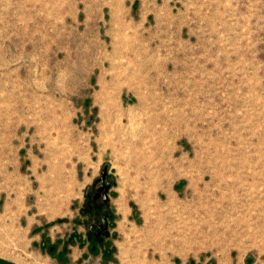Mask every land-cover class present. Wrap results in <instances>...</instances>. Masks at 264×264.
<instances>
[{"label":"rangeland","instance_id":"rangeland-1","mask_svg":"<svg viewBox=\"0 0 264 264\" xmlns=\"http://www.w3.org/2000/svg\"><path fill=\"white\" fill-rule=\"evenodd\" d=\"M9 217L0 264H264V0H0Z\"/></svg>","mask_w":264,"mask_h":264},{"label":"bare ground","instance_id":"bare-ground-1","mask_svg":"<svg viewBox=\"0 0 264 264\" xmlns=\"http://www.w3.org/2000/svg\"><path fill=\"white\" fill-rule=\"evenodd\" d=\"M4 217V216H3ZM6 218V217H5ZM10 221L6 222V221H1L2 223H0V226L3 228V231L5 230V232L7 231L8 234H12L14 236L20 237L21 233L20 231L16 228L15 224H14V219L12 217H9ZM8 219V218H7ZM2 230V229H1ZM6 233V234H7Z\"/></svg>","mask_w":264,"mask_h":264},{"label":"water","instance_id":"water-1","mask_svg":"<svg viewBox=\"0 0 264 264\" xmlns=\"http://www.w3.org/2000/svg\"><path fill=\"white\" fill-rule=\"evenodd\" d=\"M105 171L103 170L102 171V173H104ZM99 191H101V188L98 190V193H97V196H99ZM95 199V198H94ZM102 200H103V202H106L107 201V196L106 195H103L102 196ZM99 205H101V204H99ZM88 208H89V206H88ZM98 215V211H95L94 212V221H93V224H90L89 226H88V228H89V230L90 231H93L94 230V225H98L99 223L100 224H102V228H103V230H105V228H106V222H105V218H104V216H101V220H100V222L98 223V221H97V216ZM105 233H106V231H105Z\"/></svg>","mask_w":264,"mask_h":264},{"label":"flooded vegetation","instance_id":"flooded-vegetation-1","mask_svg":"<svg viewBox=\"0 0 264 264\" xmlns=\"http://www.w3.org/2000/svg\"><path fill=\"white\" fill-rule=\"evenodd\" d=\"M99 197H101V195ZM99 204H101V205H99ZM104 205H106V202L105 203H101L100 198H99L98 201H95L94 209L98 211V214H100V216H103L104 213L106 212L107 208Z\"/></svg>","mask_w":264,"mask_h":264}]
</instances>
